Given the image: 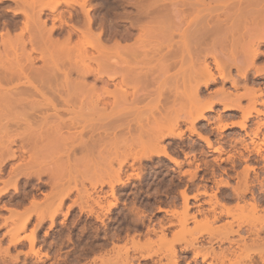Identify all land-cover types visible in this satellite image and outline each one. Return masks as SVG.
Returning <instances> with one entry per match:
<instances>
[{
	"label": "bare ground",
	"instance_id": "6f19581e",
	"mask_svg": "<svg viewBox=\"0 0 264 264\" xmlns=\"http://www.w3.org/2000/svg\"><path fill=\"white\" fill-rule=\"evenodd\" d=\"M11 1L15 10L8 9L7 12L13 11L17 15L20 10L16 9H21L24 20L20 27L14 16L11 26L0 30V175L6 162H16L12 163L7 179L2 182L0 198L9 189L19 192V177L34 178L38 182H42L43 176L46 177L42 185L50 190L44 195V201L55 205L52 213L46 208L51 214L49 228L53 226V216L61 211L64 197L73 191L76 192V199L72 204L78 205L81 211L87 208V213L100 221L102 216L107 215L103 213L110 214L119 203L115 186L125 188L130 180L143 178L142 172L140 174L143 160L162 156L180 167L181 163L162 144L165 138H181L183 133L175 132L179 129L180 120L188 122L191 133L210 147V141L196 130L194 122L198 119L209 122L210 118L204 112H213L215 104L221 105L223 112H241V121L230 123L241 130L252 112L264 115L263 111L255 109L257 99L262 95L260 89L255 87L264 78V62L261 66L257 65L258 60L264 59V0H133L138 13L133 17L126 16L127 25L135 28V42L122 45L114 39L108 46L102 43V26H95V16L90 12L97 8L111 9L115 0H103L101 4L94 3V0ZM61 7L75 11L77 8L82 15L80 25L72 21L70 11L66 19L65 13L58 11ZM200 7L202 10H199ZM44 10L53 17L49 27L41 18ZM100 22L104 23V20ZM62 25L67 28L63 33L58 31ZM128 55L135 58L140 56V59L126 61L125 56ZM209 58L217 74L213 72ZM37 62L39 65H36ZM177 67L179 74L167 76ZM233 69L238 78L233 75ZM161 75L166 76L162 82ZM117 77L119 84L116 85L114 81ZM180 79L187 90L184 94L181 92L182 86L178 87ZM217 79L222 87L213 95L203 98L200 95L201 87L208 89L217 83ZM240 79L243 85L239 86ZM186 82L190 85L187 86ZM227 82L236 91L243 86V92L238 95L227 92L223 87ZM149 85L153 86L155 96L148 105L149 118L143 122L146 119L144 116L145 119L141 120L143 110L136 107V103L128 102L127 95L131 90L134 96L138 90H145ZM110 86L113 88L109 89ZM243 98L248 101L247 107H241ZM179 99L182 100V109L189 102L195 103L194 107L187 112L189 104L184 110L186 113L181 108L180 111L177 109ZM161 101L163 110L159 108ZM177 101L179 103L175 104ZM259 104L264 105V101ZM156 112L159 113L157 116ZM63 113L68 115L63 117ZM217 119L221 120L220 115ZM98 121L101 122L96 125ZM220 125V131L229 127L227 123ZM260 126L255 129V135ZM132 132L137 134L132 135ZM263 146L264 142L252 143V149L257 148V154ZM244 148L248 151L247 146ZM128 160L131 161L132 171L137 164L135 174H124L123 167ZM253 169L252 165H246L240 171V176L236 177V186L231 187L238 203L244 204L237 203L234 209H230L213 194L210 220L205 218L202 222H196L195 214H188V196L184 191L180 193L183 206L177 223L181 227V234L195 236L190 240L192 243L203 233L210 244L213 239L236 243L229 239L231 235H237L243 242L244 248L234 259H227L223 252L219 255L214 253L221 264L225 261L227 264H264V208H259L264 195L256 198L250 191L248 178L249 171ZM194 175L190 176L193 178ZM86 182L90 188L84 186ZM104 185L109 186L112 198V202L105 205L99 197L93 198L91 194L98 186ZM246 193L251 194L250 202L245 201ZM38 204L34 199L30 202L32 208H37ZM7 211L9 217L4 222L23 218L19 230H24L30 216L14 209ZM67 213L68 210L64 216ZM221 217H230L231 221L227 222L226 227H214ZM37 219L36 226L39 228L44 220L39 216ZM189 220L195 222L192 232L185 227ZM234 223L236 230L233 229ZM34 230L25 240L35 258L34 262L44 264L42 258L48 260V254L43 253L41 247L34 249L38 242ZM159 242L167 245V253L162 255L167 264H178V255L173 248L175 244L165 237ZM192 243L190 247L194 246ZM144 245V242L138 245L140 250V246ZM146 245L150 246L149 243ZM132 247L135 250L137 244L133 242ZM1 249L2 263L18 260V255L11 256L7 249ZM252 249H257V253L243 254ZM115 252L118 259L121 254ZM124 255L118 264L129 262L127 252ZM202 256L205 258L206 255ZM103 257L101 262L98 260L100 264H117L119 260L111 261L109 257Z\"/></svg>",
	"mask_w": 264,
	"mask_h": 264
},
{
	"label": "rangeland",
	"instance_id": "374dc122",
	"mask_svg": "<svg viewBox=\"0 0 264 264\" xmlns=\"http://www.w3.org/2000/svg\"><path fill=\"white\" fill-rule=\"evenodd\" d=\"M121 2L118 3V0H115V2L113 1L112 6L110 7L111 9L97 8L90 12L93 17L95 16V26H102V28L106 30L105 33H107L109 36L111 35V41L106 40L103 42L107 46L112 44L114 39L118 40L121 44H133L135 42L136 36L133 35L130 37L128 33L125 32L126 30L124 25L127 26L126 20H128V18L126 14L129 17H133L136 13H138V9L134 5L133 0ZM94 3L101 4L104 3V1L94 0ZM13 7L14 6L11 0L10 2L9 0H0V30L9 28L14 16L16 17L18 23H20V27L22 26L21 23H23L24 19L22 16L23 11L21 9H16V11L20 10L19 14L17 15H14L13 11L7 12L8 9L15 10ZM75 9L76 11L61 7L58 9V11L62 10V12L65 13L64 17H66L68 15L67 12L70 11L72 21H74L76 24L78 23V26L80 25L82 15L77 8ZM199 10H202V8L200 7ZM47 12L48 11L44 10L41 14V18L46 22L47 27H49L52 23L51 19L53 17L50 12ZM9 19H11V21ZM101 19L104 20V23L100 22ZM116 21L117 24L121 25L118 28V32L111 31V26H114ZM56 24L59 25L58 22ZM4 26H6V28ZM64 29L65 31L67 30V28L62 25L58 31L60 30V32L63 33L65 32ZM176 38L177 37L175 36V39ZM74 39L76 40L75 36H73V41H75ZM176 41H178V38ZM137 56L138 55H136V57ZM132 58H134V60H139L140 56L137 58L132 55H128V57L125 56L126 61H133ZM208 61L211 68H213V72L217 74L210 58ZM263 62L264 59L262 58L257 61V65L261 66ZM36 65H39V62H37ZM179 73L180 71H178L177 67L171 70L167 76L170 74L174 75ZM233 75L238 78L234 69ZM164 77L166 76L161 75V82L164 80ZM188 83L189 82H186L185 84L189 86L190 84ZM259 83L260 84L258 87L255 88L260 89L262 95L257 99L258 102L255 106V109H259L264 112V105L259 104L261 101H264V78L260 79ZM179 84V88L182 86L181 92H183V94L186 93L187 90L184 89V84L182 85L181 79ZM240 85H243L242 79H240L239 86ZM221 87L222 84L220 80L217 79V83L215 85H211L208 89L201 87L200 95L203 98H206L213 95V93ZM223 87L232 95L235 93V95H238V93L241 94L243 92V86L239 88L240 90L238 89L236 91L231 87L229 82L225 83ZM109 89H112V87ZM179 90L178 92H180ZM151 93L152 94H150V98L140 101L136 106L143 110L141 115V118L143 119L141 120L143 121L146 118L143 122H147L146 120L149 118L147 117L149 114L148 105L150 104V100H152L151 98L155 96L153 95V92ZM178 94L181 95L182 93ZM179 101H177L175 104L179 103V105L176 106L177 109L180 110L183 104L181 99H179ZM189 104V106L187 104L184 105L185 108L186 106L189 108L187 112L191 111L195 103L193 104L189 102ZM240 104L241 107H247V99L245 100L243 98ZM185 108L181 109L184 111ZM161 110H163V108H161ZM157 113L158 112L155 113L156 116ZM184 113H186V111H184ZM63 114V117L68 115L66 113ZM241 114V112L234 110L230 112H223L222 106L217 103L215 104L213 112H204V115L210 118L209 122L201 119H198L194 122V127L196 130L199 131L203 136H206L210 141V147H208L207 144L201 139L199 140L195 134L191 133L189 129L190 125L187 124L188 122L185 123L183 120H180L178 123L179 129H177L175 132H182L183 134H181V138H165L163 139L162 144H165L168 147L171 155L181 163V166H176L173 162L162 156H152V160L149 159L150 161L146 159L145 161L143 160L140 171V174L142 172L143 178L141 180H130L129 184L125 188H122L121 186L115 187V193L117 195L121 194L120 202L116 208L112 209L110 214H102H107L106 217L102 216V221L95 219L94 215H89L87 213V208L81 211L78 205L72 204V201L76 199V192L73 191L68 196H66V198L64 197L61 211L53 216L54 223L53 226L49 228L48 226L50 224L49 221L51 217L50 213L53 212L55 205L53 206L44 201V195L48 194L50 190V188L42 185L43 182L47 180L46 177H42V182H38L34 178L25 179L24 177H19V192L17 193L13 189H9L5 196L0 198V248H2L1 250L7 249L9 255L11 256L18 255L17 261H8L6 264H37L34 262L35 258L31 255L29 245L25 240L27 236H30V233L33 229H36V231L34 230V237L36 240L38 239L34 249L36 250L37 248L41 247V251L48 254V260L44 257L42 258L45 260L44 264H100L101 257L103 256L105 257H103L104 259H108L109 257V260L111 259V261H117L119 259L117 261L118 264L120 263V257L122 256V261L123 257L125 256V252L128 254L127 257L129 256L132 259L131 260L128 257V261L130 263L127 261V264H167L168 262H166V258H163V256L167 253L166 251L168 250L167 245L164 244V242H159V240L164 237L167 241H171L175 244L173 245V248L177 252L176 255H178V264H221V262H218L213 254L215 253V255H219V253L221 254L222 252L224 255L226 254L227 259H234L239 253H241L240 249L244 248L243 242L237 235L229 236V239L236 241V243L233 242L229 244L225 240H222L223 242H221V239L220 241L218 239H213L210 244L208 243L209 238L205 233H203L201 236H198L197 241L192 243V236L194 235L185 233L184 236V234H181L179 231L181 227L177 223V220L181 216L180 212L183 206V200L180 194L182 191H184L188 196L187 202L190 206L188 214H195L196 222H202L205 218L208 220L211 219L212 208L214 206V200L212 198L213 194H216L217 198L220 200V202H222V204H224V206L234 209L238 201L235 199L236 196L235 194L233 195L232 192L234 191L231 189V187L236 186L238 180L236 177L240 176V171H242L246 165H252L254 168L253 171H249L250 173L248 179L251 186L250 191L253 192V195L256 198H260L264 195V146L261 147L262 151L260 150L258 154L256 152L257 148H259L258 146L256 150L252 149V143L259 144L260 142H264V115H255V113L252 112V116L245 123V128L241 130L238 126L236 127L230 124L231 122L241 121ZM218 115H220V121L217 119ZM144 116L146 117L144 118ZM100 122L101 121L95 123L98 125ZM225 123H227L229 127L222 131L218 130V127L221 126L220 124ZM132 124L136 125L135 123ZM257 126H260V130H257L255 135L254 132H256L255 129H257ZM78 128L79 127H77V130L79 131L80 129ZM134 133L136 132H132L131 134L134 135ZM246 146L248 151L244 148ZM96 158H99V156ZM12 163L16 162L9 160L5 163V165L2 166V174L0 175V189L3 188L2 181L6 179L9 167L11 165L13 167ZM130 164L131 161L128 160V162L123 167V171L125 170V175H128V173L135 174L137 172V164L134 166L135 169L133 171L130 168ZM193 173L195 174V177H193L194 179L190 176L191 174L193 175ZM260 183L262 185H260ZM84 186L86 188H90L87 182L84 184ZM260 186H262V188ZM96 189L91 193L93 198L98 196L101 198L102 202H112V198L110 197V189L107 185L102 187L98 186ZM248 193L245 194L246 202H250L249 198H251V194ZM194 196L196 198H194ZM103 197H105V199H102ZM33 199L39 203L37 208H32L30 206V202ZM238 204L242 205L244 203L240 202ZM46 208L49 209L48 211L50 213ZM259 208H264V200L261 204H259ZM7 209H14L19 212H24L26 213L25 215L30 216H28L29 220L24 230H19L21 225L20 223H22L23 218H18L14 222H4V220L9 217V212ZM217 209L219 210V208ZM67 210L68 213L66 216H64ZM139 210L141 213H139ZM44 213L45 215L47 214L46 217ZM237 214H239V212H237ZM38 216L39 218H43V220L44 217L46 218L44 221L42 220L43 222L40 224L41 227L39 226V228L36 226ZM229 221H231L230 217H221V219L213 226L217 228H223L226 227V224ZM193 222V220H189V224H186L185 226L186 229H190L191 232L195 229V222ZM235 226L236 223L233 225L234 230L237 229ZM245 228L246 227L243 229L246 230ZM176 234H179L177 236L178 238L176 237ZM242 236L245 235L242 234ZM172 239L174 240L172 241ZM133 242L137 244L135 250L132 247ZM143 242L145 245L140 246L142 247L140 250L138 245H140V243L143 245ZM146 243H149L150 246L146 245ZM190 243L194 245L193 247L195 249L190 247ZM188 245L189 248H187ZM196 245L197 247H195ZM115 250L117 253L120 252L119 254H121V256L119 255L120 257L118 256V259V254L115 256ZM257 251V249H252V251L246 250L244 253H242H257ZM100 255L101 257H99ZM202 255H206L205 258H203ZM98 260L100 262H98ZM0 262V264H5L2 263V261ZM224 264H227V261H225Z\"/></svg>",
	"mask_w": 264,
	"mask_h": 264
},
{
	"label": "flooded vegetation",
	"instance_id": "af4514ba",
	"mask_svg": "<svg viewBox=\"0 0 264 264\" xmlns=\"http://www.w3.org/2000/svg\"><path fill=\"white\" fill-rule=\"evenodd\" d=\"M128 20H126V22H127ZM121 25H119V24H117V21L115 22V25L114 26H111V31H114V32H118V28L120 27ZM108 27V26H107ZM124 27H125V32H127L128 33V35L131 37V36H133V35H135L136 36V33H134L135 32V28L134 27H131L130 25H127V26H125L124 25ZM108 28H110V27H108ZM102 30H103V33H104V36H103V42H104V40H109V35H107V33H105L106 32V30H104L103 28H102ZM105 38V39H104ZM118 41V40H117ZM102 42V43H103ZM122 45H124V44H122ZM212 61V60H211ZM212 64H213V61H212ZM114 83L117 85V84H119V77H117L116 78V80L114 81ZM112 85V84H111ZM110 87H112L113 88V86H110ZM261 91V90H260ZM151 92H153V86L152 85H149L148 86V88H146L145 90H142V89H140V90H138L137 92H136V94L133 96L132 95V92H131V90H129L128 91V95H127V101L128 102H133V103H136V104H138L140 101H142V100H144V99H146V98H150L151 97ZM261 94H262V92H261ZM134 99V100H133ZM152 99V98H151ZM262 102V101H261ZM163 107V101H161V103H160V105H159V108H162ZM12 167V165L9 167V170H8V173H9V171H10V168ZM8 173H7V177H8ZM2 174V173H1ZM7 177H6V179H7ZM5 179V180H6ZM4 180V181H5ZM3 182V181H2ZM109 187V186H108ZM116 187V186H115ZM116 194V193H115ZM117 195V194H116ZM118 197H119V202H120V196H121V194L120 195H117ZM98 197V196H97ZM110 197H111V191H110ZM100 198V197H99ZM102 199H105V197H103ZM100 200H101V198H100ZM101 203L103 204V205H105L106 203H107V201L106 202H102L101 201Z\"/></svg>",
	"mask_w": 264,
	"mask_h": 264
}]
</instances>
